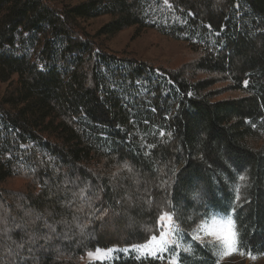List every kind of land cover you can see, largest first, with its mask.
<instances>
[{
  "label": "trees",
  "instance_id": "16d2710c",
  "mask_svg": "<svg viewBox=\"0 0 264 264\" xmlns=\"http://www.w3.org/2000/svg\"><path fill=\"white\" fill-rule=\"evenodd\" d=\"M167 1L215 35L174 68L100 40L144 24L146 0H0V264H84L159 235L163 212L192 230L233 205L243 250L264 252V0Z\"/></svg>",
  "mask_w": 264,
  "mask_h": 264
},
{
  "label": "rangeland",
  "instance_id": "374dc122",
  "mask_svg": "<svg viewBox=\"0 0 264 264\" xmlns=\"http://www.w3.org/2000/svg\"><path fill=\"white\" fill-rule=\"evenodd\" d=\"M57 1L60 6H71L84 0ZM111 19L112 15L103 14L86 18L82 21L89 33L96 34L100 28ZM185 26L186 20L175 11L170 2L167 1V3H165V0H146L144 24L124 28L112 35H102L100 40L109 50L117 52L126 58L148 60L156 65L174 68L195 57L194 47H205L207 44H211L215 41V35L212 31L201 32L200 30H194L192 28L185 29ZM172 29H174L175 34H172ZM6 85V83L0 85V99L4 95ZM219 85L221 86L222 84ZM230 95L236 96L237 92H227L223 96ZM155 130H157V128H152L153 132ZM29 185L31 186L32 184L29 178L25 176L11 177L7 183V187L13 189H24L29 187ZM237 186L240 187V184L237 183L236 186L233 185L234 190ZM209 212L224 214L228 211L210 210ZM176 223L178 222L176 221ZM196 226L192 230H185L180 226L183 232V237L180 240L182 244V248L180 249L181 264H214L216 256L213 254V251L200 246L199 242L192 241L191 234ZM209 239V237H205V242ZM188 244L192 245V253H185L183 250V246H187ZM127 247L130 246L123 248ZM172 247L174 248L175 245ZM111 248L123 249L120 247ZM95 250L96 249H93L88 252H94ZM87 253L82 260L84 264L98 261L90 259ZM113 255L119 257V259H115L111 262L105 260L104 262L112 264L116 260L134 256V254L123 252H117ZM165 255L167 256V254ZM185 257H187V260H185ZM162 264H167V259L162 261ZM220 264H264V255H259L258 258L253 261L247 255L235 254L224 257L220 260Z\"/></svg>",
  "mask_w": 264,
  "mask_h": 264
},
{
  "label": "snow or ice",
  "instance_id": "6c2138e0",
  "mask_svg": "<svg viewBox=\"0 0 264 264\" xmlns=\"http://www.w3.org/2000/svg\"><path fill=\"white\" fill-rule=\"evenodd\" d=\"M167 3V0H165ZM247 81L245 85L247 86ZM191 95V93H189ZM147 123V122H146ZM161 136L164 135L163 132L160 133ZM171 137L172 133H167ZM149 147H155V145H150ZM123 169L131 172V166L125 162L122 165ZM172 175H175V170H172ZM240 180H244L243 175L239 176ZM167 181H163L161 187L166 184ZM235 199L234 204L238 203L241 199L240 188L237 186L235 188ZM247 202V201H245ZM235 206H231L227 213L221 214L216 212H207L200 219L193 233L191 234L193 242H199V245L206 247L213 251L216 256L214 264H220V260L224 257L232 256L235 254L247 255L251 260L255 261L259 255H264V252L253 253L251 250L245 252L242 248L240 231L235 220ZM175 209L173 212H163L159 215L156 225L159 231V235H150L144 243L133 244L130 247L118 249V248H96L94 252H88L87 255L90 259L98 260L101 264H104L105 260L109 262L119 259V257L114 256V253L123 252L134 254L133 258L136 261H164L167 259V264H181L180 249L182 244L180 240L183 237V232L180 229L178 223L175 219ZM50 230L54 231L53 225H45ZM205 237L210 239L205 242ZM47 239V237H45ZM175 245L173 248L172 246ZM23 245H19L22 247ZM185 253H192V245L188 244L183 246ZM167 254V256L165 255ZM187 260V257H185Z\"/></svg>",
  "mask_w": 264,
  "mask_h": 264
}]
</instances>
